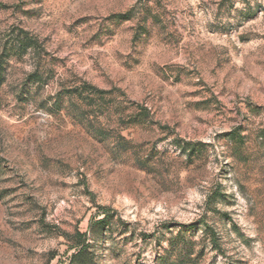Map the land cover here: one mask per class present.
<instances>
[{"label":"rangeland","instance_id":"374dc122","mask_svg":"<svg viewBox=\"0 0 264 264\" xmlns=\"http://www.w3.org/2000/svg\"><path fill=\"white\" fill-rule=\"evenodd\" d=\"M0 264H264V0H0Z\"/></svg>","mask_w":264,"mask_h":264},{"label":"trees","instance_id":"16d2710c","mask_svg":"<svg viewBox=\"0 0 264 264\" xmlns=\"http://www.w3.org/2000/svg\"><path fill=\"white\" fill-rule=\"evenodd\" d=\"M85 236L86 234L85 233H82V232H78L77 235L75 236L76 237V246L75 247H80V245H84V243L86 242L85 240ZM84 250V248L82 247L79 251H78V254H80L82 251Z\"/></svg>","mask_w":264,"mask_h":264}]
</instances>
